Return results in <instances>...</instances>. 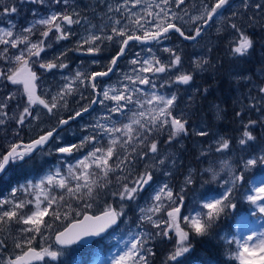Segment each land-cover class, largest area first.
<instances>
[{
	"label": "snow or ice",
	"instance_id": "obj_1",
	"mask_svg": "<svg viewBox=\"0 0 264 264\" xmlns=\"http://www.w3.org/2000/svg\"><path fill=\"white\" fill-rule=\"evenodd\" d=\"M99 2L103 3L104 0ZM129 3L133 9L144 6L141 12L137 13L128 8ZM25 4L38 6L32 9L33 20L27 27L16 30L17 25L10 19V26L0 27V45L4 46L0 50V60L9 65L6 72L0 71V80H6L14 86H22L23 95L27 97L26 104L16 119V124L24 125L29 116L33 120H39L40 114H33L34 106L42 107L50 116L54 115V110L58 111L61 107H67V97L75 96L77 93L80 94L81 100L89 102L75 110L74 114L69 115L67 119H59L57 126L44 131L28 143L12 142L8 145L7 151H0V179H3L11 166L17 162H23L37 148L57 140L58 134L54 136V133H57V127L68 125L70 121L82 117L89 112L92 105L98 103L104 106L109 115L87 125L85 131L91 129V134L85 135L78 144L55 146L54 151L63 155L82 152L85 148L89 149L82 158L76 159L75 164L67 166V175H63L62 170L57 168L55 172L50 171L36 183L29 181L27 185H22L20 188H12V198L0 199V224L8 225L15 222L22 225L17 229L18 235L13 238L14 247L20 250L19 253L14 258H0V264H34L35 261L44 260L45 257L53 261L57 260L62 254L59 250H53L51 245L45 247L43 244L40 250H37L33 246V241L38 236L42 241H47L48 237L44 235L45 230H53V223L46 221L45 217H50L53 222L68 219L73 205L68 203L66 197L78 201L85 198L94 199V190L104 188L106 183H110L109 174L119 169L121 172L127 171L128 174L117 176L116 183L119 188L111 193L112 196L119 197L121 201H136L153 182L156 170L165 168L169 161L175 164L178 159L176 152H162L158 138L161 133L166 132L168 139L164 143L172 145L182 134L187 136L189 134L188 114L181 110L179 115H174V110L178 106V93L158 94L155 91L157 87L155 78L161 76L163 79L167 76V79H163V83L159 85L160 88L171 87L173 84L190 85L194 79L192 72L183 71L178 74L174 72L182 65L181 54L173 48L164 47L162 51L169 55V59L165 62L154 53L151 47L146 49L149 54L147 56L143 55L145 50L142 49L141 52L134 53L128 61L132 66L130 73L122 74L123 80L127 83L117 87L114 84H105L103 78H110V74L117 71L119 61L129 54L132 42L159 44L162 40L171 39L173 34H178L185 41H197L204 27L214 17L221 15V10L230 5V0H212L211 3L200 0L198 6H186V0H151V2L123 0L115 7L107 4V13H120L121 18L113 20L104 13L107 21H111L110 34H103L109 25L107 22H102L97 29L102 33L101 35L91 31V21L88 17L82 16L80 5L75 0H18V2L6 0L0 16L10 18L12 14L18 13L19 7ZM89 7L95 10L94 6ZM238 7L243 11H233L232 17L242 19L246 13H250L247 15L249 27L264 21V0H241ZM39 8L46 9V12L42 14ZM192 9H195L197 14L189 15ZM82 20L90 27L84 29L87 34L79 36L76 47L71 49L72 51H84L86 54L96 56L105 51L107 45L104 48L101 47L105 41L118 45V51L111 56L106 68L98 59L91 61L92 64L101 67L100 71L76 70L73 76L63 77L65 83L59 92L51 96L50 100L43 95H38V76L34 70L36 64L44 71L68 68V64L61 59V57L67 58V50L59 53L51 61L44 62L41 59V53L52 46L49 43L50 34L53 31L57 34L56 42L77 36L78 33L72 26L81 25ZM122 20L126 22L122 23ZM178 21L180 23H177ZM185 26L191 31H186ZM229 27L238 34L229 41L231 54L234 57L246 56L253 46V40L234 20ZM37 32L40 38L33 40L32 37ZM9 46L11 49H16L15 54H10ZM208 63L207 60L193 61L196 70H207L204 65ZM259 74L264 77V70ZM236 79L237 83L251 81L250 76H237ZM137 85L148 86L153 91L147 92ZM81 88L90 89L91 95L86 97L80 91ZM252 88L256 89V95L252 94ZM204 91L206 92L207 89ZM242 95H247L254 103L250 102L247 105L241 103V110L235 113L237 118H241L245 111L252 108H256L257 111L264 108V84L256 85L252 81L248 92ZM16 96L15 92L9 93L5 96L4 102H0V125H4L7 118L4 109L9 101L16 99ZM191 99L189 97V100ZM107 102H112L111 107ZM129 105L136 106L137 110L132 111V115L127 118V123L112 120L111 114L123 115ZM217 113L219 114V109ZM258 123L264 126V117L259 121L249 119L243 123L242 135L238 140L241 153L247 151L249 144L256 141L252 128ZM192 134L206 138L210 132L204 126H200L194 128ZM15 135L18 136L19 133ZM103 140L107 141L106 145L102 143ZM214 143L217 153L232 151L230 140L223 135H220ZM211 151L212 145L209 144L208 149L202 151L200 155L206 157ZM149 154H151L152 163L146 164L143 170L137 172L134 161L142 162ZM257 165H264V150L258 149L257 153H250L246 158L241 155L239 168L235 171L228 160H222L221 171L226 167L229 179L223 182L222 190L215 195L209 197L207 193L202 194L198 209L194 207L187 215L182 212L187 196L185 188L181 187L179 192L174 193L167 183L158 186L152 196L151 206L140 209L141 221L151 224L152 228L158 231L155 233L142 231L134 235L128 242L130 246L125 245L126 250L113 256L110 261L100 259L98 264H150L149 257H152L154 253L153 249L147 246L149 242L155 237L171 240L172 233L175 234V244L167 256V261L181 264L179 258L186 257V254H190L194 247L193 237L203 238L212 235V229L217 226L218 221L227 214L228 210L236 208V189L244 185L246 171ZM205 171L212 173L213 180H216L219 175L212 167ZM163 174L171 175V170L167 169ZM192 183L191 175L185 178V185ZM21 190L25 193V198L15 199ZM241 195L255 207L256 212L264 216V176L252 180L250 187H245ZM29 196L31 198H27ZM28 205L33 206L32 210L25 213L24 210ZM65 205L68 211H63ZM84 207L91 208L92 203L86 202ZM161 213H166L167 218L158 215ZM123 214V203L119 211L110 204L106 205L100 215H88L87 212L76 211L75 215L82 216V219H75L62 230L56 231L55 244L60 248L73 245L87 247L95 238L101 237L116 225ZM242 219L247 222L246 218ZM230 243L235 245L231 255L239 264H264V230L253 231L239 239L234 238ZM3 246L4 241H0V247ZM99 255L97 253L98 257Z\"/></svg>",
	"mask_w": 264,
	"mask_h": 264
},
{
	"label": "rangeland",
	"instance_id": "obj_2",
	"mask_svg": "<svg viewBox=\"0 0 264 264\" xmlns=\"http://www.w3.org/2000/svg\"><path fill=\"white\" fill-rule=\"evenodd\" d=\"M6 2V0H0V12L3 11V3ZM18 2V0H17ZM76 3L80 5V10L82 13V16L88 17V19L91 21V31L95 32L98 35H101L97 29L101 25L102 22L108 23V28L105 29V32L103 34H110V26L111 21H107V17L104 16V13H107V4H112L113 7H115L117 4H120L123 2V0H104L103 3H100L99 0H75ZM147 2H151V0H147ZM206 2L211 3L209 0H206ZM200 0H186V6L188 5H199ZM241 0H230V5L226 6L225 9L221 10V15H218L214 17L212 21L207 25V27L204 28L202 35L197 39V41L194 42H186L183 43L182 40L176 41V42H169L168 39L162 40L159 44H139L132 42L131 48L129 50V54L125 56V58L122 60L121 65L115 72L112 81H109L105 84H114L117 87H121L122 84L127 83V81L123 80V73H130V70L132 66L128 63V61L133 57L134 53L141 52V50H145L143 52L144 56L149 55L146 51L147 48L151 47L154 51V53L160 57L161 59L167 60L169 59V55L167 53H164L162 49L164 47H170L175 50H177L181 56H182V65L174 70L177 74L179 72L183 71H189L192 72L194 76V72H201L202 70H196L193 65V61L196 60H207L209 61L210 52L213 49L214 46L217 45L218 41L220 39L224 40L226 44H229V41L238 34L235 33L233 29L229 27L230 23L234 20L236 23L241 25L244 29L245 26L249 23L247 20V15L250 13H246L245 16L242 19H238L236 17H232L233 11H243V9H240L238 6L240 5ZM89 6H94L89 7ZM141 6H137L136 8H131V3H129L128 8L131 9V11L140 13L142 10ZM38 8L37 5L33 4H25L21 7H19V11L17 14H12L11 17L6 16H0V27H8L9 19L14 22L17 25V29H22L23 27H27L29 22L33 20L32 16V9ZM39 11L44 14L46 12V9L39 8ZM197 14L195 9H192L189 12V15H195ZM127 15V13H125ZM108 17H112L113 20L120 19V13L112 12L107 13ZM147 19V17H145ZM187 19V17H185ZM125 20H122V23H125ZM177 23H180L179 21ZM258 24L264 25V21H260ZM258 24H252V26H257ZM86 27H90L89 25L85 24L82 20L81 25H73L72 28L74 31L78 33L77 36H73L70 39L62 40L59 42H56V33L53 31L50 34L49 43H51L50 48H46L44 52L41 53V59L44 62L51 61L54 59L55 56H57L59 53L64 52L67 50V58L61 57L63 62L68 64V68L61 70V69H53L51 71H44L39 68V65L36 64L34 66V70L37 72L38 80H37V94L43 95L44 98L50 100L51 96L59 92L60 88L65 83V80L63 77L65 76H73L76 70H81L82 67L79 66V69L76 68L78 66L72 67L69 65V62L72 61L73 58L78 57L80 60V63L82 60L86 59V65L89 67H93L94 64L91 63L93 59L97 55L98 60L101 61V63L105 62L107 59H111V56L115 55L116 51H118V45H112L109 44L107 41H105L104 44L101 45L102 48L107 45L105 48V51H103L100 55L97 54L96 56L86 54L84 51H72L71 49H74L76 47L77 39L80 35H86L87 33L84 31ZM218 29L220 30L218 32ZM186 31H191L190 28L185 26ZM39 33L33 35L32 39L36 40L39 39ZM3 45H0V50L3 49ZM22 47V46H21ZM87 46H85L86 48ZM9 52L10 54H15L16 49H11L9 46ZM76 53L77 56H73ZM231 53V52H230ZM108 54V58L106 59L105 55ZM83 55H86L85 59L83 58ZM231 59V58H230ZM238 59V58H237ZM110 61V60H109ZM206 65V64H205ZM204 65V66H205ZM9 65L7 62L0 60V71H7V68ZM231 67H229L227 70V74L229 78L232 77V79H236V73L235 71L239 68H236L235 70ZM163 75V74H161ZM152 77H150L151 79ZM163 79H167V76H164ZM163 79H161V76H157L155 78L157 87L155 91H157L158 94H165L168 95L172 92L178 93V106L174 110V115H179L181 110H183L185 113L188 114V124L187 128L189 130V134L187 136L181 135L176 141L172 143V145H166L164 141L168 139L167 133H161L159 135V147L162 152L165 151H175L176 155L178 156V159L176 160L175 164H173L171 161L168 162V164L165 166V168H162L160 170H156L154 174L153 182L148 186L137 198L136 201H121L119 197L112 196V192L116 191L119 188V185L116 183L117 176H123L127 175V171L121 172L119 169L116 172L110 173L108 177V181L110 183H106V186L104 188H96L95 191V198H85L84 200H74L67 198L68 203L73 205V210L69 212V216L67 220H60L53 222L50 217H45V220L49 223H53V230H45L44 235L48 237L47 241H42L41 238L38 236L33 241V246L35 248H41L42 244L43 246L47 247L49 245L52 246L53 250H59L62 254L57 258V260L53 261L51 258L45 257V259L40 263H34V264H98V260H111V258L115 255H117L122 250H126L125 245L128 244L130 246V242L134 235H138L142 231H150L155 233L158 231V229L152 228L151 224L147 222H142L140 219L141 208H147L151 206L152 204V196L155 194V190L158 188V186H162L164 183L169 184L174 193L179 192L181 187L186 189L193 185L197 184V189L194 190L193 187L189 188V191L187 192L186 196V203L185 207L182 209V212L184 215L189 214V211L192 210L194 207L198 209V205L200 203V197L202 194L207 193L209 197L215 195L217 192L222 190L223 182L229 179L227 169L221 171L220 165L222 160H228V163L233 167L234 171L238 170L237 164L231 159L229 152H221L217 153L215 151V143L214 141L219 138L220 135H223V133L216 127V124L212 121L207 122L204 118V115L202 114H196L194 110L193 105V98L189 100V97L191 95L187 96V94H190L191 91L193 92L192 87L194 86V82L192 81L190 85H176L173 84L171 87H165L160 88L159 85L163 83ZM248 84L247 86H249ZM138 87L143 88L147 92L153 91L148 86L144 85H137ZM195 88V87H194ZM19 90V91H18ZM15 92L17 93L16 99L9 101L8 106L4 109V111L7 113V118L5 119V124L0 125V151H2V148H8V145L13 140V137L15 136V133L23 134L24 131H26V134L35 133L39 130H42L44 127L47 126L46 123H43L42 120L44 118L49 117L47 114V111L43 109L40 106H34L33 114L39 113L40 119L39 120H33L31 116L26 118V121L24 125L20 126L16 124V119L19 117V113L22 111L24 105L26 104L27 97L23 95V89L22 86H14L11 85L6 80H0V102H4L5 96H7L9 93ZM245 90H239L237 92V96L240 100V105L243 103L244 105L249 104L250 101L247 95L245 94ZM79 95V93H77ZM63 103V102H61ZM108 106L111 107L112 102H107ZM209 111L212 112L214 117H219L221 114L219 111V114L217 113V110L219 109L217 105L211 104ZM66 108V107H62ZM131 109V111H129ZM136 106L129 105L128 108L125 109L123 115L121 114H111L112 120L119 121L123 123L128 122V117L132 115V111H136ZM105 115H109L104 106L98 104L97 107L93 110V113L90 117L87 119L81 120L78 123L79 129H75L73 126L67 127L65 129L60 137V141H62V146L65 144H71L76 143L78 144L81 139L85 135L91 134V129H88L85 131V128L87 125L95 123V121L98 118H101ZM41 122V123H40ZM200 126H204L209 132L210 135L206 138L197 137L192 134L194 128H198ZM243 131V130H242ZM64 133H66L68 136H63ZM225 138H228L230 140V144L233 148L234 141H237L241 137L233 136V134H224ZM187 139V140H186ZM102 143L105 145L107 144L106 140H103ZM186 144L190 146L191 150H193L194 153L188 152V148ZM209 144L212 145V151L210 154L206 155V157H201V152L206 151L208 149ZM88 148H85L82 152H75V154L71 157H63L59 156L56 157V160L51 159V154L54 152V147H50L48 151L40 152L37 157H34V161L30 162L23 161L22 163L17 162L13 169H9L7 174L5 175V180L10 179L12 177V183L8 186V189L2 193L0 196V199L4 198H12L11 197V189L12 188H20L22 185H27L29 181L36 183L39 181L43 176L48 174L50 171L55 172L57 168H60L62 170L63 175H67V166L69 164H75L76 159L82 158L84 154L88 151ZM264 150V149H262ZM189 153V155H188ZM257 153V152H256ZM32 160V159H31ZM190 161H196L197 166L191 165L190 168H186V172H184L181 176V178L178 179L179 173H181V169H183L184 164H188ZM151 154H149L148 157L145 158L144 161L136 163L134 161V167L136 168V171L139 172L144 169L146 164H151ZM18 164V165H17ZM240 164V162H239ZM263 166V165H262ZM212 167L214 171L218 172L219 175L217 176L216 180L212 179V173L205 171V169ZM167 169L171 170V175L165 176L163 172ZM99 172V170H96ZM250 170L246 171L248 173ZM135 175V173H133ZM191 175V178L193 180V183L191 185H185V178ZM264 175H261L262 177ZM130 179L132 177H129ZM245 178L244 185L242 187H238L236 189V196L235 201L237 199H242L243 203H247L248 210L243 211L238 215L237 212V206L235 209H230L227 211V214L224 215L217 223V226L212 229V235L208 236H216L219 240H222L224 243H229L230 241H233L235 239H239L241 236H246L250 234L251 232H259L264 230V216L260 215L258 212H256V209L254 206H252L250 203L247 202L246 198L241 195V193L244 192V187H250V182L252 180H255L259 177L249 179ZM74 183V182H73ZM99 183V181H98ZM1 185V182H0ZM59 191V190H57ZM25 193L23 190L19 191L15 197V199H24ZM27 198H31L30 196ZM92 203V207L86 209L84 207L85 203ZM63 203V202H62ZM124 204V214L119 218V223L117 226L112 227L108 233H106L103 237L96 239L93 241L89 246L87 247H78L76 245L70 246L68 248H60L54 245L53 243V235L56 231H59L62 229L69 221L80 218L81 216H76L75 212H87L90 214H96L98 212H101L105 209L106 205L110 204L112 207H114L117 211L120 209V205ZM245 204H241L239 207L242 208ZM32 205H28L26 209L24 210L25 213H28L32 210ZM239 208V209H240ZM238 209V210H239ZM63 211H68L67 206L65 205ZM256 212L255 215L253 213ZM163 216L165 219L166 213L158 214ZM155 218V217H154ZM242 218H246L245 222ZM22 227V225L12 222L8 225L0 224V241H4V246L0 247V258L8 259V258H14L16 254L19 253V249H15L13 238L18 235L17 229ZM230 230L229 234H227L226 231ZM224 239V240H223ZM169 241V244H171L168 249L163 250V259L155 260V251L157 250L162 251L163 249V243L157 242V241ZM175 244V234L172 233V239H166L162 237H155L152 241L149 242L147 245L148 247H151L153 249L154 255L152 257H149L150 264H175V262L167 261V256L170 251L173 249V245ZM232 247H235L234 243L231 244ZM97 253H99V257L97 256ZM232 251H230L229 255H231ZM230 257H233L232 255ZM183 257L179 258L182 260ZM229 258V257H228Z\"/></svg>",
	"mask_w": 264,
	"mask_h": 264
},
{
	"label": "trees",
	"instance_id": "obj_3",
	"mask_svg": "<svg viewBox=\"0 0 264 264\" xmlns=\"http://www.w3.org/2000/svg\"><path fill=\"white\" fill-rule=\"evenodd\" d=\"M209 1L211 2L212 0ZM244 30L253 40V46L250 52L244 57H234L230 53L229 44H226L224 40L220 39L217 45L214 46L210 52L209 63L204 66L207 70L194 72V86L193 93L191 94L194 105L193 111H195L196 114L198 113L204 115L207 122H214L223 135L233 134L235 138L241 137L243 123H246L249 119L259 121L262 117H264V108H261L260 111H257L256 108L247 110L242 114L241 118H237L235 116V113L241 110L237 92H239L240 89L248 92L252 81H254L256 85L264 84V77L259 74L262 70H264V25L258 24L257 26L249 27L248 23ZM168 40L169 42H176L181 39L177 34H173L172 38ZM229 67L234 70L239 68L234 74L241 77L250 76L251 81H240L237 83V79H232V77L229 78L227 74V69ZM248 84L250 85L247 86ZM204 89H207V91L205 92ZM252 94L256 95L255 88H252ZM211 104L218 106L221 113L219 117H214L212 112L209 111ZM257 107L261 106L257 105ZM252 132L256 136V141L254 143H250L248 150L244 153H241L238 142L234 141V146L230 156L238 167L241 155L246 158L250 153H256L258 149H264V126L258 123L252 128ZM186 146L189 153H194L189 144H186ZM191 165L197 166L196 161H190L188 164H184V168L181 169L178 179L181 178L182 174L187 171L186 168H190ZM261 175H264V165H257L245 174V178L250 177L249 179H253L260 177ZM10 184L11 183L9 182H1L0 196L8 189ZM191 187H193L194 190L197 189L200 191L197 188V184L189 186L186 191H189V188ZM242 201V199H237L235 201L238 215L243 211L248 210L247 203L245 204ZM241 204L245 205L240 208L239 206ZM226 232L229 234L231 231L228 230ZM157 242H165L163 243L162 251H155L154 261L157 259L161 261L163 259V250L168 249L171 244H169V241L166 240L163 242L162 240ZM192 242L194 247L190 254H186V257L182 258L181 264H239L234 257H230L231 255H229L230 251H233L235 248L231 245L233 243H224L216 236L209 238L193 237Z\"/></svg>",
	"mask_w": 264,
	"mask_h": 264
},
{
	"label": "flooded vegetation",
	"instance_id": "obj_4",
	"mask_svg": "<svg viewBox=\"0 0 264 264\" xmlns=\"http://www.w3.org/2000/svg\"><path fill=\"white\" fill-rule=\"evenodd\" d=\"M101 53H102V52H101ZM101 53H100V55H101ZM73 56H77L76 53H75ZM98 56H99V55H97V56L95 57V59H98ZM85 57H86V55H83V58H84V59H85ZM105 57H106V59H107V58H108V54H106ZM86 58H87V57H86ZM124 58H125V57H124ZM124 58H122V59L119 61L118 68H119V66L121 65L122 60H123ZM80 60H81V59H79L78 57L73 58L72 61L69 62V65H71L72 67L78 66V67H76V68H78V69H79V66H81V67H82L81 70L87 69L89 72H91V71H93V70H95V71H100V70H102L101 67H100L99 65H94L92 68L89 67L88 65H86V63H85V62H86V59H85V60H82L81 63H80ZM109 60H110V59H109ZM109 60L107 59L105 62L102 63V64L105 66V68H106V66H107V64H108V62H109ZM118 68H117V69H118ZM114 74H115V73L110 74V78H103L104 83H107V82H109V81H112V78H113ZM80 91L83 92L84 95H85L86 97H88V96L91 95V90H90V89L85 90V89L81 88ZM98 91H99V89H98ZM67 100H68V105H67V107H66L65 109L61 107L58 111L54 110V112H55L54 115H51V116L49 115V117L44 118V119L42 120L43 123H46V124H47L46 127H44L42 130H39V131H37V132H35V133H31V134H26V131H24L23 134H20V133H19L18 136L15 135V136L13 137V140L11 141V143H12V142H17V141H19V142H23V143H28L30 140L37 138L38 135L42 134L44 131L50 130L52 127L57 126V124H58V120H59V119H61V118L67 119L69 115L74 114V111H75V110H78L82 105L87 104V103L89 102L88 100H81L80 94H79V95L76 94L75 96H69V97H67ZM61 102H62V101H61ZM97 105H98V103L95 104V105H92V106L90 107V110H89L88 113L84 114L82 117H78V118H77L76 120H74V121H70L68 125H63V126H59V127H57V133H54V136H56V135L58 134V139H57V140H52L51 142H49L48 144H46L45 146H43V147H41V148H37V149H36V150H35V151H34L29 157H26L24 161H28V160H30V162H32V161H34V160H33L34 157H35V156L37 157V155H38L40 152L48 151V150L50 149V147H52V146L55 148V146H56L57 144H59V145L62 146V141L59 140L60 137H61L62 132H63L65 129H67V127H69V126H73L75 129L78 130L79 127H78V123H77V122H79V121H81V120H84V119H87L88 117H90L91 114L93 113V110L97 107ZM40 123H41V122H40ZM63 136H68V135H67L66 133H64ZM7 149H8V148H2V151H7ZM74 154H75V152H74L73 154H71V155H63V154H58V153H56V152L54 151L53 154H51V159L56 160V157H59V156H63V157H71V156H73ZM36 157H35V158H36ZM31 159H32V160H31ZM19 163H22V162H19ZM17 165H18V164H17ZM13 167H14V165L10 167V171H11V169H13ZM5 175H6V174H5ZM5 175H4V177H5ZM4 177H3V179H0V182H2V183H3V182H9V183H12V181H11L12 177H11L10 179H6V180H5ZM0 187H1V185H0ZM96 214H97V213H96ZM77 219H78V218H77ZM74 220H75V219H74ZM36 249H37V250H40L39 248H36Z\"/></svg>",
	"mask_w": 264,
	"mask_h": 264
},
{
	"label": "water",
	"instance_id": "obj_5",
	"mask_svg": "<svg viewBox=\"0 0 264 264\" xmlns=\"http://www.w3.org/2000/svg\"><path fill=\"white\" fill-rule=\"evenodd\" d=\"M205 27H207V26H205ZM205 27H204V28H205ZM177 35H178V34H177ZM198 38H199V37H198ZM198 38H197V39H198ZM181 40H182V41H185V40H183L182 38H181ZM185 42H194V41H185ZM102 212H103V211H101V212H99V213H97V214H90V213H87V214H88V215H100ZM79 219H82V216H81ZM73 222H74V220H73V221H70L68 224L73 223ZM118 223H119V219H118V221H117V224H118ZM68 224H66V226H67ZM117 224H116V225H117ZM116 225H114V226H116ZM66 226H64V227H66ZM64 227H63V228H64ZM63 228H62V229H63ZM62 229H61V230H62ZM109 230H110V229H109ZM109 230H108V231H109ZM59 231H60V230H59ZM108 231H107V232H108ZM107 232H106V233H107ZM106 233H105V234H106ZM105 234H103L102 236H104ZM102 236H101V237H102ZM101 237H99V238H101ZM95 239H97V238H95ZM95 239H94V240H95ZM53 243H54V245H56V244H55V233H54V235H53ZM56 246L59 247L58 245H56ZM69 247H70V246H69ZM41 261H42V260H41ZM35 262H40V261H35Z\"/></svg>",
	"mask_w": 264,
	"mask_h": 264
},
{
	"label": "clouds",
	"instance_id": "obj_6",
	"mask_svg": "<svg viewBox=\"0 0 264 264\" xmlns=\"http://www.w3.org/2000/svg\"><path fill=\"white\" fill-rule=\"evenodd\" d=\"M220 169H221V165H220ZM227 168L225 167L224 170H226Z\"/></svg>",
	"mask_w": 264,
	"mask_h": 264
}]
</instances>
